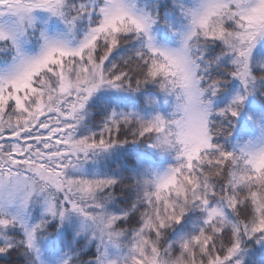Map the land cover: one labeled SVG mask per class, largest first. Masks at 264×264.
<instances>
[{"label": "snow or ice", "instance_id": "snow-or-ice-1", "mask_svg": "<svg viewBox=\"0 0 264 264\" xmlns=\"http://www.w3.org/2000/svg\"><path fill=\"white\" fill-rule=\"evenodd\" d=\"M0 54V256L264 264V0H0ZM104 90L142 92L140 111ZM137 142L174 163L131 184L89 170ZM73 218L79 243L45 261L49 223Z\"/></svg>", "mask_w": 264, "mask_h": 264}, {"label": "rangeland", "instance_id": "rangeland-1", "mask_svg": "<svg viewBox=\"0 0 264 264\" xmlns=\"http://www.w3.org/2000/svg\"><path fill=\"white\" fill-rule=\"evenodd\" d=\"M147 2V0H145ZM40 23L45 26L46 30L49 33L56 34L62 31V26L58 25L54 21L48 20L47 17H41ZM159 35V34H158ZM39 47V40L33 39L29 44L28 48L30 51H36ZM3 55V54H0ZM238 86V82L236 84ZM231 97L227 99L225 103H222L221 107L224 106L228 101L230 100ZM152 99V98H151ZM150 99V100H151ZM145 101H143V105L145 108L149 107L150 100L148 97L144 98ZM124 101V100H123ZM218 105L220 103L217 101ZM114 108L117 110H135V111H140V109L132 104L131 100H126L124 101L123 104L116 105ZM141 114H146V113H141ZM242 117L244 119H248V114L247 112L242 113ZM249 123H253V121H249ZM146 152H135L130 154V158L132 159L133 163H135L137 166L135 167L136 169L138 167H141L140 176L142 173L148 171V170H158V171H163L165 170L170 164L174 163L172 160V157L168 155L167 153L162 152L159 149L153 148L151 146V143H149L146 146ZM94 166V165H93ZM92 166L91 170H95V168ZM135 166V165H134ZM101 172V171H100ZM103 173V172H101ZM137 176V177H138ZM118 179V178H117ZM41 214V209L33 208L32 213H31V219L34 222L36 219H38L39 215ZM189 217L192 216V213L187 214ZM56 221L53 220L49 223L50 225H54ZM66 223V225H64ZM64 224H59L58 225V230L56 232V236L53 237L52 233H48L45 235L41 248L43 251V258L45 261H48L51 258L52 252V243L53 241H60L61 245L64 244L66 240H74L75 243H79V237H76V230L78 228V221L73 218L71 221H66ZM48 226V227H49ZM187 227L189 230H196V226L194 223L189 222L187 224ZM193 228V229H190ZM50 232L52 231V228L48 229ZM61 249H63V246H61ZM91 251H95L94 249H91ZM58 254V253H57Z\"/></svg>", "mask_w": 264, "mask_h": 264}, {"label": "trees", "instance_id": "trees-1", "mask_svg": "<svg viewBox=\"0 0 264 264\" xmlns=\"http://www.w3.org/2000/svg\"><path fill=\"white\" fill-rule=\"evenodd\" d=\"M218 54V53H217ZM119 55V54H118ZM237 82L231 81L229 84V91L228 92H222L219 95L218 102L220 103L219 106L222 105V103H225L227 99L230 97V92L234 90ZM113 96L116 98H119L121 100H131L132 104L137 106L136 99L137 97H142V92L137 93H128V92H117L115 90H104L100 93H97V96ZM145 97H148L149 100L152 98L150 96H143V101ZM251 99V98H250ZM96 100V97H93L92 100H90L89 105H93ZM116 106V104H113L108 109L109 112ZM103 112L101 111H92V117L95 118L92 122V128L91 130H97L99 125H102L103 121L100 119V117L103 116ZM89 118H85V123H88ZM237 127H239V124L237 123ZM233 136L236 135L235 131L232 133ZM217 139L225 144L226 146L230 147L231 143L233 142L230 137H227L225 135H221L217 137ZM149 143H129L127 145L121 146L118 150L114 151V153L110 157H103L101 158L96 164H90L88 166L89 170L92 169V166L95 169H98L101 172H107L108 174L112 175L115 178H123L128 184H131L137 176L140 174L141 167L135 168L137 165L133 163L132 159L129 157L130 154L135 152H146V146ZM135 165V166H134ZM125 191H128L126 189ZM119 199V198H118ZM54 225H50L48 229L52 228V231L50 232L47 230L48 233H52L53 237L56 236V232L58 230V225L60 224L58 221L53 223ZM66 225V223L64 224ZM193 229V228H190ZM63 246V244L61 245ZM63 250V249H61ZM17 259L16 257H7V256H0V264H11L12 260Z\"/></svg>", "mask_w": 264, "mask_h": 264}]
</instances>
